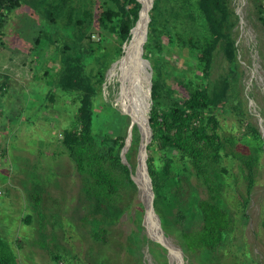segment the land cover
I'll use <instances>...</instances> for the list:
<instances>
[{"label":"rangeland","instance_id":"obj_1","mask_svg":"<svg viewBox=\"0 0 264 264\" xmlns=\"http://www.w3.org/2000/svg\"><path fill=\"white\" fill-rule=\"evenodd\" d=\"M33 1L22 0L21 6L7 15L0 28V235L12 248L18 264H169L166 251L150 242L142 229L144 211L138 202L137 189L129 194L121 191L112 218L107 219L85 195L74 165L61 152L57 139L61 129L69 124L71 106L61 100L59 90H55V101L49 104L47 84L60 69L62 38L67 40L74 30L65 26L61 18L49 22ZM101 1L98 0L97 5ZM227 1L237 17L230 32L238 60L233 79L237 92L236 97L230 96L224 108L216 113L218 133L221 137L235 138L236 150H244L246 145L258 150L257 174L251 193L247 195L246 184L240 177V165H227L228 173L222 177L223 206L235 219L234 230L224 248L213 252L212 259L207 252L184 253L186 243L181 239V232L200 226V217L190 202L205 198L206 190L189 169L185 176L191 193H194L188 204L180 205L173 195V182L170 179L164 182L160 197L153 196V207L165 235L182 251L177 249L176 252L178 264H264V0H259L263 6L262 20L255 0ZM96 6L94 10H97ZM179 24L185 22L180 19ZM39 29L47 35L43 42L35 44ZM62 30L66 34H56ZM97 30L91 38L97 40L99 37L101 45L89 48L94 57L87 64L88 74L95 73L99 66L104 68L101 69L103 80L99 102L94 110H106L108 105L119 111L116 89L120 69L116 70V76L109 75V69L120 58L115 57L117 43L108 32L101 31L99 36ZM187 54L184 48H174L167 64L175 66L178 74H184L187 72L184 62L189 58ZM164 68V87L170 88L173 96L184 98L186 91L177 83L170 65ZM226 70L222 48L217 45L207 83L218 84ZM149 71L152 76L153 70ZM232 106L235 109L239 106L237 111L240 113L232 111ZM241 118L259 130L261 146L251 134H245V122H240ZM111 119L109 117L106 122L111 123ZM129 124L127 118L120 132L124 141ZM139 140L138 134V140L133 141L131 131L127 149L120 151L133 171ZM156 166L160 169L159 161ZM172 168L182 171L179 161H175ZM33 184L42 188L39 205L31 200L35 195ZM239 195L243 200L248 199L244 212L240 211L237 201ZM179 211L182 218L176 222ZM101 227L107 231L104 242L91 236ZM145 228L150 233L147 218ZM53 255L58 258H51Z\"/></svg>","mask_w":264,"mask_h":264},{"label":"trees","instance_id":"obj_2","mask_svg":"<svg viewBox=\"0 0 264 264\" xmlns=\"http://www.w3.org/2000/svg\"><path fill=\"white\" fill-rule=\"evenodd\" d=\"M97 1L34 0L33 3L34 6H40L49 22L54 23L57 18H61L65 26L74 30L72 36L66 37L67 40L62 38L59 47L60 69L48 81L49 91L46 96L49 104H52L55 101L54 92L59 90L61 100L70 103V120L59 133V147L74 165L82 180L85 195L95 203L105 218L111 219L117 198L122 196L121 191H125V194L134 193L136 186L130 177L133 168H129L128 163L129 166L122 163L120 157L124 145V135L120 132L126 125L127 117L108 105L106 110H94L99 102L104 68L99 66L95 73H87V64L94 57L89 48L101 45L99 37L97 40L91 38L95 29H98L96 33L99 36L101 31H106L117 43L115 57L119 58L121 46L130 38L129 32L138 18L141 5L136 0H102L98 5ZM21 3L22 0H0V28L7 15L19 8ZM259 3V0H255L262 20L263 6ZM94 6L97 10H94ZM149 17L142 56L149 61L153 70L149 112L152 137L147 147L146 160L152 190L154 196L159 198L164 182L170 179L173 182V195L179 204L189 202L194 192L191 193L185 173L191 169L207 196L190 202L201 224L196 229L181 232V239L186 243L183 246L187 248V251H183L207 252L212 259L213 252L224 248L234 230L235 219L223 206L222 177L228 173L227 165H240V177L246 184L248 195L259 162L256 154L258 150L254 147L246 145L244 150H236L235 138L221 137L218 133L219 119L216 113L237 92L233 79L237 73L238 60L230 33L237 17L231 12L227 0H153ZM180 19L185 22L184 25H178ZM64 33V30L62 33L56 32L59 36ZM45 35L39 29L35 44L43 42ZM217 45L222 48L227 70L218 84L210 85L207 77ZM174 48H184L188 53L189 58L184 61L187 72L184 74H178L175 66L167 64ZM168 65L177 83L186 91L182 99L173 96L171 89L165 88L162 83V72ZM231 110L240 113L237 111L240 110L239 106L236 109L232 106ZM109 117H112L113 123L106 122ZM11 118L8 119L11 121ZM239 121L245 122L243 118ZM245 127V134H251L261 146L259 130L247 122ZM132 131L133 141L136 142L138 132L135 127ZM157 161L160 162V169L156 166ZM175 161L181 163L182 171L173 170L172 164ZM32 187L35 195L31 200L39 205L42 188L39 184H33ZM237 201L240 211L244 212L248 199L243 200L239 195ZM181 218L179 211L176 222ZM106 233V229L101 227L91 236L94 240L104 242ZM52 258L56 260L58 257L53 255ZM0 264H18L12 248L2 235Z\"/></svg>","mask_w":264,"mask_h":264},{"label":"water","instance_id":"obj_3","mask_svg":"<svg viewBox=\"0 0 264 264\" xmlns=\"http://www.w3.org/2000/svg\"><path fill=\"white\" fill-rule=\"evenodd\" d=\"M140 3V10L138 18L134 23V26L130 29V38L125 41L121 46L122 55L117 64L120 67V71L117 74V89L118 94L117 101H119V111L122 115L129 119V128L127 131V137L124 141V145L121 151L126 150L129 145V136L133 127L136 128L139 134V145L135 163V169L131 172L130 177L136 186L138 194V202L143 208L144 217L142 220V229L145 231L146 238L166 251L168 263L170 260V251L166 244H164L153 233H149L145 228V220L148 213L152 216L156 222V228L158 233L163 238H168L165 235L160 219L153 207V190L151 178L147 168V147L151 142L152 132L149 127V112H150V88H151V69L149 61L143 58V45L147 38L148 23L150 21L149 12L153 5V0H148L146 3H142L140 0H136ZM143 81H146V90L138 89V85L143 86ZM120 91L122 96L119 97ZM147 91V94H145ZM144 112L145 121H138L135 111ZM121 161L124 164L122 153H120ZM128 165V164H127ZM129 166V165H128ZM130 168V166H129ZM141 194L144 195V199L141 198ZM174 245V244H173ZM178 251L181 249L174 245Z\"/></svg>","mask_w":264,"mask_h":264},{"label":"bare ground","instance_id":"obj_4","mask_svg":"<svg viewBox=\"0 0 264 264\" xmlns=\"http://www.w3.org/2000/svg\"><path fill=\"white\" fill-rule=\"evenodd\" d=\"M142 3H146L148 0H140ZM117 69H120V67L118 66L117 63L112 65V68L109 69V75L110 76H116L115 72ZM146 81H143V86L138 85V89H140L141 91L146 90ZM147 94V91L146 93ZM120 96H122V92L120 91L119 93ZM119 103V101H117ZM136 112V116L138 121H142V123L145 121V114L144 112H140V111H135ZM141 198L144 199V195L141 194ZM148 222H149V231L150 233H153L154 235H158L159 239L168 246L169 251H170V260L172 264H178L177 262V256H176V252L177 249L175 248V246L172 244L171 240L169 238H163L162 236H160V233H158V229L156 228V222L154 221V219L152 218V216L150 215V213H148V215L146 216ZM172 254V255H171ZM175 260V261H174Z\"/></svg>","mask_w":264,"mask_h":264},{"label":"crops","instance_id":"obj_5","mask_svg":"<svg viewBox=\"0 0 264 264\" xmlns=\"http://www.w3.org/2000/svg\"><path fill=\"white\" fill-rule=\"evenodd\" d=\"M52 258V257H51Z\"/></svg>","mask_w":264,"mask_h":264}]
</instances>
